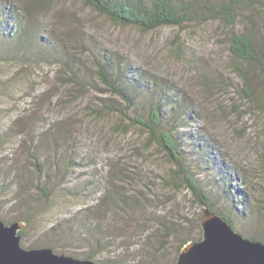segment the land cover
<instances>
[{"label": "rangeland", "instance_id": "obj_1", "mask_svg": "<svg viewBox=\"0 0 264 264\" xmlns=\"http://www.w3.org/2000/svg\"><path fill=\"white\" fill-rule=\"evenodd\" d=\"M6 1L0 220L26 224L23 249L91 256L96 264H175L185 241L201 238L198 199L176 186L175 167L99 81L88 49L132 66L131 81L164 86L170 104L183 100L175 135L194 179L233 231L264 244V65L242 66L249 70L244 84L229 52L230 36L246 28L264 63V0H231L234 25L197 18L144 33L109 21L83 0ZM16 25L30 26L37 37L9 36ZM59 43V59L65 54L90 73L89 90L68 82L60 60L49 56Z\"/></svg>", "mask_w": 264, "mask_h": 264}, {"label": "trees", "instance_id": "obj_2", "mask_svg": "<svg viewBox=\"0 0 264 264\" xmlns=\"http://www.w3.org/2000/svg\"><path fill=\"white\" fill-rule=\"evenodd\" d=\"M247 1L258 3L254 0ZM83 2L109 21L122 27L138 29L143 33L152 32L162 27L180 28L197 18H201L204 22L220 21L230 26L234 25L238 17L231 0L220 1L219 4H212L209 0L206 2L200 0H83ZM0 10H2V6H0ZM7 11L9 10L6 6V10H2V12L7 13ZM16 28L18 29H16V33L10 31L11 35L9 33V36L14 37L19 34L26 39L28 36H32L33 39L37 37L36 30L34 31L28 25L24 28L16 25ZM46 42L49 44L47 38ZM255 43L254 35L251 30L246 28L241 33L232 34L229 39L230 56L237 62L235 65L240 66V68L234 67L235 73L244 84L248 83L249 76L247 73L249 70L242 69V66L264 65L258 57ZM59 52H61L60 43L48 54L50 57L59 59ZM91 52V49L86 51L91 55L99 81L107 87V91L125 104L127 112L131 111L132 117L127 114V118L131 119L130 123L143 129L148 135V143L154 144L175 167L176 174L179 176L176 178L178 182L176 186L191 192L193 197L198 199L200 205H205L211 212L217 214L233 227L229 218L212 208L208 197L194 179L186 158L180 150L179 140L175 133L178 131V125H180L178 121L181 122L180 114L184 106L183 100H176L174 102L176 105L170 104L164 86L146 78H135L131 81L127 78V73L128 70L132 72V66L120 67V63L113 57H107L99 52ZM42 55L43 53L39 51V56ZM59 60L62 69L68 75V82L77 86L88 87L91 80L90 73L83 71L81 65H76L77 60L74 59L70 62L69 59L67 61L65 54ZM87 90L89 89L87 88ZM107 108L112 113L121 112L120 106L108 104ZM189 115L190 113L187 114V117ZM117 193L120 194L118 191H114V195ZM127 201L128 198L120 194L122 205H127ZM25 222L28 224L29 220L26 219ZM22 233L23 230L19 232V235L22 236ZM199 239L190 238L185 242ZM248 240L255 241L256 238L251 237ZM86 259L91 260L92 257H85Z\"/></svg>", "mask_w": 264, "mask_h": 264}, {"label": "water", "instance_id": "obj_3", "mask_svg": "<svg viewBox=\"0 0 264 264\" xmlns=\"http://www.w3.org/2000/svg\"><path fill=\"white\" fill-rule=\"evenodd\" d=\"M201 208V238L185 243L175 264H264V244L244 239L205 205ZM25 225L0 220V264H96L55 254L50 248L23 249L19 232Z\"/></svg>", "mask_w": 264, "mask_h": 264}, {"label": "bare ground", "instance_id": "obj_4", "mask_svg": "<svg viewBox=\"0 0 264 264\" xmlns=\"http://www.w3.org/2000/svg\"><path fill=\"white\" fill-rule=\"evenodd\" d=\"M6 3H8L6 0H3L1 3H0V5L2 6V10H6V5H8V4H6ZM12 7V6H11ZM9 10V9H8ZM4 21V20H3ZM10 33V35H11V32H9ZM28 39H30L31 41L33 40V38H32V36L30 37V36H28ZM47 43V42H46ZM56 49H59V48H56ZM41 53V52H40ZM131 70V69H130Z\"/></svg>", "mask_w": 264, "mask_h": 264}]
</instances>
